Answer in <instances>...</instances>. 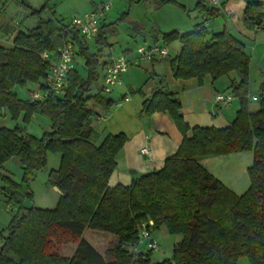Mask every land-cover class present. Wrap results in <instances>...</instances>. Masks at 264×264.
Listing matches in <instances>:
<instances>
[{
	"label": "trees",
	"instance_id": "1",
	"mask_svg": "<svg viewBox=\"0 0 264 264\" xmlns=\"http://www.w3.org/2000/svg\"><path fill=\"white\" fill-rule=\"evenodd\" d=\"M152 1L156 7L175 3ZM262 1L245 6L243 22L248 29L261 20ZM196 5L209 18L218 14V9L203 2ZM46 8L43 5L31 13L40 14ZM122 19L100 23L95 52L63 19H56L54 12L35 27L18 32L12 47L0 46V110L11 120L22 115L28 122L40 115L51 122L50 131L39 137L20 125L0 127V194L18 206L0 232V264H237L242 256L250 264H264V80L253 100L257 106L252 108L248 98L250 57L245 44L228 29L206 38L207 28L201 22L190 32L164 33L162 40L180 42L178 54L169 59L174 78L200 80L205 74L213 79L230 71L238 74L239 80L230 84V93L239 104L230 125L189 129L180 114V99L159 79L161 83L144 98L140 113H168L182 133L180 145L161 168L142 174L129 185L108 184L127 137L117 132L99 139L91 119L98 115L94 105L108 111L116 103L106 97L98 82L107 61H103L105 49L111 47L108 37L116 34V23ZM67 40L76 43V55L83 56L88 77H81L74 67L63 95L44 101L18 97L16 85L42 81L46 64L41 54L57 50ZM152 78L149 75L143 85ZM93 85L97 87L94 92ZM137 91L142 92L143 87ZM240 151L251 152L252 162L247 168L249 186L237 194L202 167L199 159ZM49 152L59 154V165L49 172L48 182L63 195L53 209L26 205L24 200L32 197L29 182L45 166ZM9 159L20 164L19 182L1 172ZM148 221H152L151 231L162 224L167 233L180 236L169 258L153 260V250L138 244L141 224ZM85 228L117 237L107 257L81 239ZM67 241L77 243L71 256L58 252V245ZM125 245H133L137 252Z\"/></svg>",
	"mask_w": 264,
	"mask_h": 264
},
{
	"label": "crops",
	"instance_id": "2",
	"mask_svg": "<svg viewBox=\"0 0 264 264\" xmlns=\"http://www.w3.org/2000/svg\"><path fill=\"white\" fill-rule=\"evenodd\" d=\"M104 1L106 0H86V2H88L87 7H84L82 11L76 13V15L93 10L99 3ZM203 1H205L203 4L208 5V7L218 9L217 17H219L226 9L230 15L231 5L233 4L234 6V2H236V0H222L217 4H212L208 0ZM38 2L39 1L37 0H0V46L12 47L13 38H15L18 32H26L38 24L45 11H43L42 14H32L31 12L34 9H38L41 6L46 5V11L50 13V17H52V12H54L55 18L57 19V11L59 10V5L63 3L62 0H43L41 4ZM149 2L144 0H126L125 2H121L119 6H113V8L106 11L100 21L102 25L112 23L119 17H115L114 19L109 12H115L117 9L120 10V8H127L126 11H122L123 13L121 15V17L123 16L122 21H126V23H123V25H126L124 31H121L116 25V35L108 37L111 47L108 48L109 51L106 52L107 56L103 58V61L113 55L112 53L119 54V52H121L120 54H125L127 58H132L136 51L132 52L131 48L126 46L130 41L132 44L137 43L136 46L140 44L151 45L158 43L165 45L169 50V57L150 61L142 60L139 64L133 65L135 68L132 70L128 68L125 73L121 74V83L116 86V89H114V87L109 92V94L113 93V96H109L108 98L116 102L109 109V112L106 113L104 111H99L100 108L98 106H93L98 115L93 116L91 124L93 120L97 121L92 126L98 133L99 139L107 133L114 134L117 132H123L127 137L123 147L117 155L118 157H116V168L109 178L108 184L110 185L118 183L129 185L133 182V180L137 179L142 174L161 168L165 159L174 154L180 145V140H182L183 137L182 133L178 130L168 113L154 112L150 115H143L140 113L141 104L144 98L149 96L152 90L161 83L159 79H162V83L165 84L167 88L174 92L180 99V114H182L183 120L188 124L189 129L193 126H213L216 128H225V126L228 127L235 117L236 110L238 109L239 104L237 98L235 97H233L230 104L226 106L220 105L213 99L217 93H229L231 91L230 84L233 81L237 82L239 80V76L235 71H230L227 74H223L215 79H213L210 74H205L200 80L196 77L188 79L174 78L169 59L178 54L180 42L175 40L170 43H166L162 40V34L172 31L180 33L190 32L193 28H195L196 24L201 23L203 19L206 18V38L214 32L228 29L233 36L244 44L245 42L249 44V42L253 41L255 43V47H252L253 53H256L260 46L264 47V36H255L257 33H261L262 35V33H264V29L252 30L251 27L248 29L243 22V12L248 3L247 0L245 1L246 4L242 9L241 22H234L230 19V17L227 19L222 18L221 20H212L211 22V18L207 16L202 6L196 5L198 2L201 3L202 0H197L194 4L196 5V8L199 9L197 11L198 14H196L193 19L189 18V20H184L181 23L175 21L172 17H167V21L153 20L146 22L145 17L141 16L140 12H143L145 9L146 11L160 9L164 6L161 5L156 7L155 3L147 5ZM139 6L141 8H139ZM133 8L138 9L135 12H139V15L133 16ZM137 39H139L141 43ZM94 40L95 37L86 40L87 45H89V41H93L94 43ZM121 42L124 46L121 45ZM246 44L245 49L247 47ZM249 45L252 46L251 43ZM250 69L251 64L249 65L248 92V98L251 103L253 101L252 97L255 96L257 98L259 96L258 93L260 92L255 93L253 91V84H251L252 71ZM102 73L100 83L102 81ZM149 75H153L151 83L149 82L143 85ZM262 80H264V71L259 74V78L255 81V87L258 88V90ZM126 81L129 84L133 83V87H130L131 89L144 86L143 91L140 92L141 95L134 96L133 99H130L129 96L126 95V91L128 89L125 85L127 83H124ZM118 96L121 98L124 97V102L119 101V99H115V97L117 98ZM7 116L9 117L8 113L1 112L0 110V127H8L5 120V117ZM20 116L22 117V115H19V117ZM34 118L36 119L37 115H33L31 119ZM37 121H39V127L37 126L35 129H31L30 126L27 129V133L36 136L38 132L41 134V132L50 131V120L40 117L37 118ZM17 124L18 123H16V125ZM187 134H190V130ZM143 146L148 147L149 155L140 153V148ZM224 156L226 155L204 157L199 159V162L202 167H205L219 180L221 178L225 179L228 177L215 175L212 171L215 170L214 168H216V166L220 167L222 165L223 160L221 159ZM229 167L230 169L233 168L232 164L229 165ZM231 171L232 170H229V172ZM1 172L12 178V175L7 171H4L3 168L1 169ZM234 172L237 173L239 178L241 174L246 172V170L243 169L242 171V169L239 168L234 169Z\"/></svg>",
	"mask_w": 264,
	"mask_h": 264
},
{
	"label": "rangeland",
	"instance_id": "3",
	"mask_svg": "<svg viewBox=\"0 0 264 264\" xmlns=\"http://www.w3.org/2000/svg\"><path fill=\"white\" fill-rule=\"evenodd\" d=\"M39 1L38 3H42L43 0H37ZM63 3L59 5V10L57 11V19L63 18L64 21L69 20L70 18H73V16L76 15V13H79L82 11V9L87 7L86 0H62ZM99 1V0H97ZM109 0H106L104 2H107ZM126 0H116L113 1V4L111 5V8L113 6H119L121 2H125ZM175 3H165L163 7L160 9H153V10H143V12H140L141 16L145 17V21H153V20H163L167 21V17H172L174 18L175 21L177 22H183L184 20H189L193 19L196 14H198V9L196 8V5H194L197 0H174ZM209 1V0H208ZM222 1V0H221ZM219 1V2H221ZM227 1V0H226ZM246 0H236L233 4L231 5V13L229 15L227 9L220 14L219 17H211V22L212 20H221L222 18L227 19L230 17L231 20L234 22H241L242 21V9L244 5L246 4ZM251 1V0H247ZM149 2V1H148ZM202 2H205L202 0ZM154 4V1L150 0V2L147 4ZM39 4V5H40ZM183 4V5H181ZM89 6V5H88ZM135 6V5H134ZM141 6V5H140ZM139 6V8H141ZM145 8V7H144ZM127 8H123L120 10L117 9L115 12H109L110 15L115 19V17H121L122 11H126ZM138 9L133 8V16L139 15V12H135ZM43 12H41L42 14ZM48 15V16H47ZM42 18L46 20V18L50 17V13L45 10V13L42 14ZM223 16V17H221ZM111 17V16H110ZM110 19V18H109ZM113 19V20H114ZM148 20V21H147ZM210 20V19H209ZM123 23H126V21H118L116 25L121 31H124V28L126 25H123ZM116 26V27H117ZM116 35V34H114ZM264 36V33H257L255 36ZM139 37V36H138ZM142 39V38H139ZM137 39L138 41H140ZM147 39V38H146ZM141 43V41H140ZM247 42H245L246 44ZM251 43L252 46L249 44ZM137 43H133L130 41L127 47L131 48L132 52L136 51V46ZM247 43L246 47V52L250 56V64H251V71H252V83L253 84V91L255 93L260 92L258 88H256L255 81L259 78V74L264 71V47L260 46L257 50L256 53H253L252 47H255V43L253 41ZM121 45L122 42H121ZM124 46V45H123ZM249 47V48H248ZM89 48L91 52L96 51V46L93 41H89ZM110 48V47H109ZM109 51V49H105V52ZM121 52H119L120 54ZM114 56L119 55L112 53ZM84 58L81 55H76L75 57V67L76 70L80 73L81 77H88V69L85 66L84 63ZM129 68L132 70L133 65L129 66ZM102 73L100 69V74ZM151 83V80L148 81V83ZM100 84V80L98 82ZM127 83L125 84L128 89L126 91V95L129 96L130 99H133L134 96L141 95L140 92L137 91L139 88H130L133 87V83H128L127 81L124 82ZM35 85L32 82H28L25 85H16L14 87V91L17 93L18 97L28 100L29 99V89L33 88ZM125 86V87H126ZM144 87V86H141ZM117 88V87H116ZM114 88V89H116ZM121 88V87H119ZM97 87L96 85L92 86V91H96ZM123 93V92H122ZM260 94V93H258ZM106 95V94H105ZM113 96V93H108L106 97ZM115 99H119V101L124 102V97L118 96ZM115 104V103H114ZM113 104V105H114ZM112 105V106H113ZM92 106V105H90ZM250 106L252 108H255L257 106L256 102L252 101ZM99 111H104V110H99ZM104 112H109L104 111ZM103 112V113H104ZM105 114V113H104ZM40 115H37V118H40ZM21 118V119H20ZM32 118V117H31ZM37 118L35 119H30L28 122H24L22 117L20 116L18 119L11 120L10 116L5 117L6 124L8 127H14L16 123L17 125L23 126L26 131L27 129L31 126V129H35L37 126L39 127V121H37ZM43 118V117H41ZM46 119V118H44ZM97 122L96 120L92 121V125ZM101 122V121H100ZM39 124V125H38ZM42 131V130H41ZM39 136L42 135V132H38ZM38 136V137H39ZM221 160L222 165L220 167L216 166L214 168L215 170H212L215 175H220L221 177H228L225 179H220L222 182L228 186L234 193L240 194L241 192L245 191L246 188L249 186L250 180L248 179V174H247V167L250 166L252 162V153L249 151H240V152H234V153H229L228 155L224 156ZM233 166V168L230 169L229 165ZM59 165V154L58 153H53L49 152L47 154V159H46V164L45 166L38 170L36 172L34 178L30 180L29 186L32 190V197L26 198L24 200V204L26 205H35L37 207L41 208H52L56 205L58 201V193L54 190V186H51V184L48 182L49 178V172L51 170H54L58 167ZM241 168L242 171L243 169L246 170L245 173L241 174L240 177L238 178L237 173L234 172V169H239ZM3 170L7 171L12 175V178L15 179V181L19 182L21 180L22 176V169L20 167L19 162L16 159H9L4 163ZM229 170H232L229 172ZM223 175V176H222ZM242 176V177H241ZM0 185H1V180H0ZM237 187V188H235ZM17 205L14 202H9L5 199L4 196L0 194V232L7 226L9 223L12 214H14L17 210ZM152 236L158 241V248L154 249L153 251V260L159 259V258H169L172 253V247L173 244L180 239V236L178 235H171L167 233L165 226L161 224L160 227L154 229L152 231ZM81 239L86 240L93 248L94 250L96 249L97 252L105 255L107 251L113 247L117 243V237L111 233L104 232V231H97V230H92L89 228H85L83 231V234L81 235ZM2 240L0 236V241ZM1 245V242H0ZM77 243L72 242V241H67L66 243H62L58 245V252L63 255V256H71ZM125 248L128 249L130 252L136 253L137 251L134 250L133 245H125ZM106 256V255H105ZM107 257V256H106ZM237 264H250L248 258L246 256H242L238 258V263Z\"/></svg>",
	"mask_w": 264,
	"mask_h": 264
},
{
	"label": "built area",
	"instance_id": "4",
	"mask_svg": "<svg viewBox=\"0 0 264 264\" xmlns=\"http://www.w3.org/2000/svg\"><path fill=\"white\" fill-rule=\"evenodd\" d=\"M113 1L99 3L95 9L78 14L65 22L69 29L76 30L85 40L95 37L98 33L102 16L111 8ZM221 0H209L212 4H217ZM262 18L260 21L251 25L252 30L264 29V6L261 10ZM206 26V18L203 19ZM77 45L74 40H67L61 47L54 51H45L41 58L46 64V73L41 82L35 83L34 87L29 89V99L31 101H44L52 95H63L68 89V73L75 67ZM169 57V50L165 45L158 43L146 45L140 44L136 47L135 55L127 58L125 54L111 55L103 68L101 86L105 93H109L114 87L121 83V74L125 73L129 66L137 65L142 60H154ZM215 102L222 106L230 104L233 99L232 93H217L213 98ZM253 100L257 98L252 97ZM140 153L149 155L147 146L140 148ZM152 221L143 222L138 234V244L143 245L148 250L158 248V241L152 236L149 226Z\"/></svg>",
	"mask_w": 264,
	"mask_h": 264
},
{
	"label": "water",
	"instance_id": "5",
	"mask_svg": "<svg viewBox=\"0 0 264 264\" xmlns=\"http://www.w3.org/2000/svg\"><path fill=\"white\" fill-rule=\"evenodd\" d=\"M1 112H4V110L1 109ZM54 189L56 190V192H57L59 195H63V193H61V191H60L56 186H54ZM160 260L162 261V258H160Z\"/></svg>",
	"mask_w": 264,
	"mask_h": 264
}]
</instances>
